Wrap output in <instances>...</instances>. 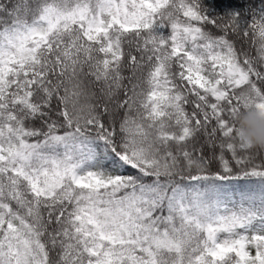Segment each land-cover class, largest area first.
Masks as SVG:
<instances>
[{
    "label": "snow or ice",
    "instance_id": "6c2138e0",
    "mask_svg": "<svg viewBox=\"0 0 264 264\" xmlns=\"http://www.w3.org/2000/svg\"><path fill=\"white\" fill-rule=\"evenodd\" d=\"M264 0H0V264H264Z\"/></svg>",
    "mask_w": 264,
    "mask_h": 264
},
{
    "label": "clouds",
    "instance_id": "9594fccd",
    "mask_svg": "<svg viewBox=\"0 0 264 264\" xmlns=\"http://www.w3.org/2000/svg\"><path fill=\"white\" fill-rule=\"evenodd\" d=\"M244 137L254 146L264 147V116L252 111L241 118Z\"/></svg>",
    "mask_w": 264,
    "mask_h": 264
},
{
    "label": "trees",
    "instance_id": "16d2710c",
    "mask_svg": "<svg viewBox=\"0 0 264 264\" xmlns=\"http://www.w3.org/2000/svg\"><path fill=\"white\" fill-rule=\"evenodd\" d=\"M227 2V0H226ZM233 3L235 4H247L249 0H232ZM252 2L256 3L258 5L259 0H252Z\"/></svg>",
    "mask_w": 264,
    "mask_h": 264
}]
</instances>
